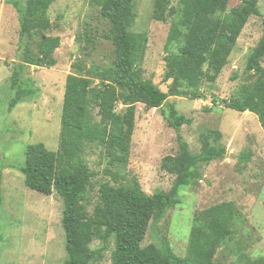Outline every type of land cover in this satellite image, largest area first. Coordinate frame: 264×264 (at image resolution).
<instances>
[{"label": "trees", "instance_id": "1", "mask_svg": "<svg viewBox=\"0 0 264 264\" xmlns=\"http://www.w3.org/2000/svg\"><path fill=\"white\" fill-rule=\"evenodd\" d=\"M55 0H8L19 19L18 56L9 78L11 111L24 97L36 91L23 77L26 65L52 67L60 37L46 34L52 21L48 15ZM137 0H90L109 28L102 38L112 46V58L105 65L86 66L83 60L72 64L66 76L57 150L41 143L29 144L19 167L24 183L32 190L63 200L62 227L66 257L63 264H93L101 258V247L112 240L110 264H213L217 249L224 245L245 220L233 201H222L193 214L185 254L177 255L171 245H142L150 224L159 222L167 210L181 203L184 186L202 178L203 165L225 156L219 129H208L199 136L200 150L191 151L180 133L191 118L179 113L170 96L206 99L203 87L214 83L233 51L237 39L252 15H259L260 0H240L229 8V0H180L177 7L169 0H154L152 17L172 18L166 37L165 70L161 90L143 76L140 61L147 46V33H135L134 2ZM264 18L262 35L250 50L246 67L255 74L263 72ZM94 78H97L96 82ZM244 84L235 97L219 100L227 108L243 112L254 107L264 127V80ZM118 103L123 111L117 112ZM136 103L160 108L167 123L176 131L178 151L161 159L162 170L175 175L168 191L146 193L135 175L123 171L129 160L135 127ZM96 111V112H95ZM89 150H99L107 160L98 201L88 193L91 173L83 162ZM109 177V178H107ZM2 170L0 169V205ZM1 238V234H0ZM238 264H264L252 259Z\"/></svg>", "mask_w": 264, "mask_h": 264}, {"label": "rangeland", "instance_id": "2", "mask_svg": "<svg viewBox=\"0 0 264 264\" xmlns=\"http://www.w3.org/2000/svg\"><path fill=\"white\" fill-rule=\"evenodd\" d=\"M169 1L170 6L177 7L180 0ZM239 2L229 0L228 7H235ZM153 5L154 0L134 2L136 19L132 31L145 32L148 36L140 61L143 76L166 91L168 84L162 77L172 18L155 20ZM258 8L260 14L252 15L244 25L217 80L204 85L206 99L183 96L167 99L179 113L191 118L190 123L181 126L180 133L192 152H199L202 132L219 129L226 154L203 165L202 178L181 189V203L169 208L159 222L149 225L142 245H160L166 240L177 255L183 256L193 214L215 203L233 201L245 220L237 226L233 237L217 249L213 264L264 259V127L254 107L239 112L222 102L214 105L212 101L214 96L229 100L248 83L257 92L256 83L264 80V68L261 74H255L246 67L247 55L262 35L264 0L259 1ZM48 15L52 25L46 34L60 37V45L53 54L56 63L50 68L25 66L23 77L29 78L28 87L36 92L9 111V78L13 66L20 61L19 19L8 0H0V264H63L66 257L61 222L63 200L56 192L46 195L27 187L19 167L24 163L29 144L41 142L49 150H57L64 86L66 76L73 72L72 64L81 59L86 66L105 65L112 58L113 46L102 38L109 24L90 0H55ZM116 111H123L121 103L117 104ZM177 151L176 131L167 123L162 110L136 103L129 160L123 171L135 175L148 194L168 191L175 175L162 170L160 162L164 156ZM82 160L91 173L88 193L93 201H98L107 160L99 150H89ZM94 246L102 250L101 258L93 264H110L112 240L99 244L96 239Z\"/></svg>", "mask_w": 264, "mask_h": 264}]
</instances>
